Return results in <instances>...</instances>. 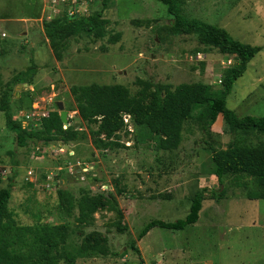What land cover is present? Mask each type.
<instances>
[{
  "label": "rangeland",
  "instance_id": "obj_1",
  "mask_svg": "<svg viewBox=\"0 0 264 264\" xmlns=\"http://www.w3.org/2000/svg\"><path fill=\"white\" fill-rule=\"evenodd\" d=\"M36 1L34 5L30 0H0V37L2 18L11 20L5 27L11 30L9 38H0V67L7 72L0 73V106L12 83L8 80L13 72L7 64L17 58L25 80L16 84L11 99L15 119L34 111L60 114L61 102L70 121L65 126L72 125L88 137L75 142V152L68 154L56 144L19 147L0 111V175L16 173L9 208L17 223L69 222L73 231L69 243L76 249L91 233L107 240L106 255L79 256L76 264H138L131 248L134 241L145 264H264V200H249L243 188H230L226 199H214L211 191L222 187L213 175L212 151L205 145L198 119L185 123L177 150L160 149V137L129 121L128 134L121 133L124 148L99 152L71 94L73 86L92 85H124L135 94L143 88L138 82L203 83L218 89L234 59L216 48H205L195 35L173 33L167 7L155 0H111L102 15L108 22L105 37H72L69 49L61 50L58 58L40 33L41 25L30 19L40 15L41 2ZM183 11L190 18L224 28L241 43L262 48L236 81L227 107L240 118L264 116V0H187ZM25 27L30 28L27 38L20 36ZM28 83V93V89L17 88ZM28 127L39 130L41 121L31 120ZM208 140L217 149H226L230 143L264 144V135L232 133L219 117ZM79 162L89 171L76 178L72 175L77 174ZM203 188L209 191L195 225L177 232L154 228L138 240L152 220L174 223L185 219L195 193ZM59 190L73 195L74 203L84 192L113 193L121 214L99 211L89 227L79 229L75 216L58 210ZM74 213L78 214L76 208Z\"/></svg>",
  "mask_w": 264,
  "mask_h": 264
},
{
  "label": "trees",
  "instance_id": "obj_2",
  "mask_svg": "<svg viewBox=\"0 0 264 264\" xmlns=\"http://www.w3.org/2000/svg\"><path fill=\"white\" fill-rule=\"evenodd\" d=\"M155 1L167 7L173 33L195 35L205 48L220 50L234 59L235 64L227 69L218 89L203 83L171 86L138 82L143 88L134 94L124 85L73 86L71 94L76 111L93 139L95 151L124 148L120 144L121 133L128 134L129 121L133 127H144L160 137V149L174 151L182 143L185 123L196 118L201 123L205 145L212 151L213 175L222 187L218 192L211 191L214 199H226L230 188H243L249 200H264V144L251 146L230 143L226 149H217L208 140L219 117H222L224 128L232 133L254 131L264 135V116L240 118L227 107V99L236 81L244 76L249 63L262 48L241 43L224 28L185 15L183 5L187 0ZM110 2L103 0L101 7L87 18L59 17L44 23V37L58 58L61 50L65 52L69 49V39L72 37L82 34L96 35L98 39L105 37L108 22L102 19V15ZM22 82L18 79L8 85L0 106V111L5 115L6 129L14 134L19 147L43 143L45 147L56 144L63 148L87 139V133L72 125L64 129L65 124L58 112L43 118L40 129L36 131L30 129L29 125L25 127L20 119H15L16 113L11 111L10 103L16 84ZM93 127L97 129L93 130ZM80 173L84 176V173ZM15 178V171H12L11 176L0 175V264H76L79 256H104L108 253L107 240L98 239L96 233L83 238L78 249L73 248L69 243L73 232L69 222L20 226L9 208ZM208 191L203 188L195 193L185 219L174 223L152 220L140 231L138 240H142L154 228L177 232L195 225L200 219ZM58 197V210L69 217L75 216L79 229L89 227L99 211L118 210L121 214L113 193L91 195L84 192L76 203L73 195L64 190L58 191ZM75 208L78 210L77 215L74 213ZM131 248L139 258L138 264H145L136 241L132 242Z\"/></svg>",
  "mask_w": 264,
  "mask_h": 264
},
{
  "label": "built area",
  "instance_id": "obj_3",
  "mask_svg": "<svg viewBox=\"0 0 264 264\" xmlns=\"http://www.w3.org/2000/svg\"><path fill=\"white\" fill-rule=\"evenodd\" d=\"M41 2V9H42V16L40 19V23L42 26L46 22H51L56 18L59 17H68V18H82V17H90L95 13L96 10H98L100 5L102 4L103 0H40ZM199 57L201 55L199 54ZM231 60L227 61L228 64H230ZM220 83V82H219ZM48 115L46 113H39V111H34L31 114H24L20 113V121L23 123V125L26 127L29 125V121H41V118H46ZM126 122H128V119H126ZM68 127H64V129H67ZM61 152H65L64 147L59 148ZM67 152V150H66ZM65 152V153H66ZM79 169H76V173L79 174L87 173L89 171V167H84L79 162L78 165H76ZM74 173L73 171H71ZM30 172H28V175L30 176ZM76 174H73L72 176L75 177ZM79 176V175H78ZM83 176V175H82Z\"/></svg>",
  "mask_w": 264,
  "mask_h": 264
},
{
  "label": "crops",
  "instance_id": "obj_4",
  "mask_svg": "<svg viewBox=\"0 0 264 264\" xmlns=\"http://www.w3.org/2000/svg\"><path fill=\"white\" fill-rule=\"evenodd\" d=\"M32 4H37V2L35 1V0H33L32 1ZM41 16H42V9H41V12H40V15H31L30 16V19H33V22H35V23H38L39 24V26L41 25V27H40V33L41 34H43L44 35V26H42V24L40 23V19H41ZM5 17V16H4ZM7 18H8V16H6ZM22 20L23 19H21V21L20 22H22ZM2 21L4 22V28L2 29L1 28V39H3V38H6V39H8L9 38V35H10V33H11V30L9 29L8 31L7 30H5V27H6V22L8 21V22H10L11 20H10V18H8V19H5V18H2ZM28 31H29V33H30V28L29 27H25V31H23L22 33H21V35L20 36H22V37H26L27 38V35H28ZM43 37V36H42ZM47 40V39H46ZM49 41L47 40V42H46V44H47V46H49L50 44L48 43ZM27 44H30V42H28ZM32 44V43H31ZM32 46H33V44H32ZM18 59L17 58H14V61L13 60H10L11 62H9L7 65H8V67L11 69V71L13 72V74L11 75V78H9L10 80H8V81H11V82H14V81H16V80H18V79H21V80H25V78H24V76H23V72H24V70L22 71H20V67H21V65H22V62H16ZM18 63V64H17ZM0 73L1 74H5V73H7V72H3V66L2 67H0ZM6 80V79H5ZM7 81V82H8ZM24 85V84H23ZM18 86L19 85H17V88H18ZM30 87V85H28L27 84V89ZM24 87H22V88H20V89H23ZM32 88V87H31ZM19 89V88H18ZM23 90H26V88L25 89H23ZM28 90H30V89H28ZM66 146H68V151L69 152H75L74 151V146H73V144L72 145H66Z\"/></svg>",
  "mask_w": 264,
  "mask_h": 264
},
{
  "label": "water",
  "instance_id": "obj_5",
  "mask_svg": "<svg viewBox=\"0 0 264 264\" xmlns=\"http://www.w3.org/2000/svg\"><path fill=\"white\" fill-rule=\"evenodd\" d=\"M24 87L23 89H27V84H24V85H19L18 88H22ZM58 107H59V110H60V118L63 122V124H68L69 120H68V112L64 111V106H63V103H58ZM62 145V144H60ZM64 149L65 150H68V146H64Z\"/></svg>",
  "mask_w": 264,
  "mask_h": 264
}]
</instances>
